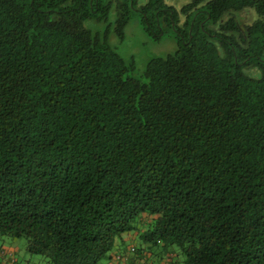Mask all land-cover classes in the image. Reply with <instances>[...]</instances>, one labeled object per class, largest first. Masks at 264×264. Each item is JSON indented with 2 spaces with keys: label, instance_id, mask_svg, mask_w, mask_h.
I'll use <instances>...</instances> for the list:
<instances>
[{
  "label": "trees",
  "instance_id": "obj_1",
  "mask_svg": "<svg viewBox=\"0 0 264 264\" xmlns=\"http://www.w3.org/2000/svg\"><path fill=\"white\" fill-rule=\"evenodd\" d=\"M111 12L176 49L131 76L86 26ZM3 236L46 264H264V0H0Z\"/></svg>",
  "mask_w": 264,
  "mask_h": 264
},
{
  "label": "rangeland",
  "instance_id": "obj_2",
  "mask_svg": "<svg viewBox=\"0 0 264 264\" xmlns=\"http://www.w3.org/2000/svg\"><path fill=\"white\" fill-rule=\"evenodd\" d=\"M190 0H167L177 11L180 6ZM114 14L111 12L106 22L88 20L86 26L93 30H102L108 24L107 42L125 63H131L133 70L131 76L140 77L146 62L156 56H164L176 49L174 32L170 29L164 30L162 35L152 37L147 34L137 21V15L131 14L119 36L113 30ZM9 251L17 264H23L38 260L40 264H46L42 256L29 254L25 250V239L23 237H0V252Z\"/></svg>",
  "mask_w": 264,
  "mask_h": 264
},
{
  "label": "crops",
  "instance_id": "obj_3",
  "mask_svg": "<svg viewBox=\"0 0 264 264\" xmlns=\"http://www.w3.org/2000/svg\"><path fill=\"white\" fill-rule=\"evenodd\" d=\"M135 236H125L124 239H125V244H132L133 242V239H134ZM118 252H121V248L120 247H117L115 248L114 252L113 253H118ZM111 264H123V263H119L118 261H114V260H111L110 262ZM125 263V262H124ZM24 264H40L38 260H35V261H32V262H27V263H24Z\"/></svg>",
  "mask_w": 264,
  "mask_h": 264
}]
</instances>
